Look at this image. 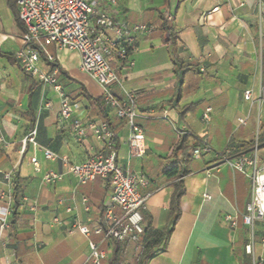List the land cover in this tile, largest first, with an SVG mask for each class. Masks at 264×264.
I'll list each match as a JSON object with an SVG mask.
<instances>
[{"label":"crops","instance_id":"0c3cea01","mask_svg":"<svg viewBox=\"0 0 264 264\" xmlns=\"http://www.w3.org/2000/svg\"><path fill=\"white\" fill-rule=\"evenodd\" d=\"M15 2L0 0V126L10 142L8 150L0 145V192L7 194L0 198V224L6 210H10L9 223L13 220L15 192L19 207L14 226L0 242V264H94L89 257L90 241L106 254L101 264H111L112 240L94 231L102 224L108 183L97 179L79 184L66 174L55 185L44 184V173L63 172V164L47 160L39 149L36 156L41 170L37 171L30 162L34 155L31 145L21 152L23 139L35 127L42 148L65 155L72 163H83L106 153L107 148L93 135L78 140L72 120L61 118L57 91L27 75L14 57L23 46L24 30L8 9L13 4L18 11ZM260 2L118 0L119 5L110 8L117 9L130 23L155 26L150 34L139 36L133 54L135 64L124 72L126 88L137 95L136 121L143 129L146 148L142 157L130 155L131 130L125 120L104 106L103 87L81 70V54L49 46L61 69L59 83L81 104L74 116L110 123L116 135L118 163L149 179L143 192L150 196L143 209L152 226L172 229L145 264H246L249 228L240 219L238 229L233 230L223 215L235 208L245 212L251 194L250 179L234 170L230 162L242 153L250 154L258 127L264 145ZM168 14L173 15L172 21H166ZM176 57L194 67L185 75L189 87L180 101ZM41 66L48 68L44 58ZM246 90H252L253 103L245 100ZM113 92L118 97L124 95L118 87ZM186 106L190 109L183 113ZM207 107L212 108L210 123L202 120ZM248 115V124L239 126L238 117ZM175 126L186 128L190 144L207 141L212 151L193 157L191 172L184 177L185 193L178 210L173 211L175 177H168L165 170L177 160L174 147L179 136ZM261 150L264 157V146ZM12 170L10 189L4 173ZM205 194L211 199L206 200ZM32 203L37 205L34 211L30 209ZM82 225L90 228V235L79 230ZM255 230L253 260L264 264V224L258 222Z\"/></svg>","mask_w":264,"mask_h":264},{"label":"built area","instance_id":"2783aa9c","mask_svg":"<svg viewBox=\"0 0 264 264\" xmlns=\"http://www.w3.org/2000/svg\"><path fill=\"white\" fill-rule=\"evenodd\" d=\"M19 18L24 24L22 34L23 46L16 51L15 58L23 71L37 79L44 85L52 86L60 97V115L64 120H72L75 137L84 140L93 135L104 142L106 153L96 154L83 163H72L65 155H60L48 148H42L37 140L35 127L24 139L22 153L26 145L30 144L34 155L30 162L37 171L41 170L36 151L43 150L49 161H60L64 166L63 172L49 170L44 173L42 183L55 185L66 174L74 176L79 184H88L97 179L109 183V193L104 202V219L106 230L102 225L95 227V233L103 234L105 238H114L120 241L135 243L143 232L141 225V209L150 196L143 189L149 184L145 174L125 169L118 163V151L115 141V132L106 120H82L74 114L81 108L80 102L74 100L59 83L60 67L52 65L56 61L49 46L58 49L78 51L81 54L80 68L89 73L103 87L102 102L111 109L115 116L125 120L131 130L129 138L130 155L142 157L145 154V136L143 129L137 124L139 116L137 95L126 88L124 72L135 64L133 54L136 51L139 36L150 34L155 26L147 23H130L116 8L118 0H16ZM168 14V21L173 20ZM47 62L48 68L41 66V61ZM118 87L123 97L114 94L113 88ZM244 98L253 103L252 90L244 92ZM212 108L207 107L202 120L210 123ZM167 116V112H165ZM249 115L238 117V125L246 126ZM180 137L187 133L185 127H176ZM0 145L3 149L10 148V142L4 136L0 126ZM263 142L259 127L250 149V154L242 153L230 162L234 170L245 174L251 181L250 200L246 211L235 208L232 212L223 215L224 221L233 230L238 229L240 219L249 228L251 243L245 246L248 254H254L255 227L258 222L264 224V157L261 155ZM212 151L211 145L203 141L193 147L191 154L199 158L204 153ZM13 170L4 173L6 184L11 189ZM7 195L0 192V198ZM206 200L211 199L209 194L204 195ZM87 202V199H84ZM36 203L30 209L36 210ZM67 211H71L68 208ZM10 210H6L0 224V242L10 227ZM57 221V219H55ZM86 235L91 231L87 225L78 226ZM90 259L94 264H101L106 256L99 249V244L90 241Z\"/></svg>","mask_w":264,"mask_h":264},{"label":"trees","instance_id":"16d2710c","mask_svg":"<svg viewBox=\"0 0 264 264\" xmlns=\"http://www.w3.org/2000/svg\"><path fill=\"white\" fill-rule=\"evenodd\" d=\"M11 6L14 8L15 21L21 28H24L25 30L24 24L19 18L18 11L15 9V5L12 4ZM166 21L169 22L167 18ZM175 63L177 66L176 73L179 78L178 85H179V89L181 90V95L179 96L178 99V101H180L183 91H185L189 87L185 75L188 72L193 71L194 67L191 65H185L177 57L175 58ZM51 64L58 65L57 61ZM189 109L190 107L186 106L183 113H186ZM189 136L190 135L186 133L179 137V141L174 147V152L176 154L177 160L172 162L165 170L168 177L170 178L175 177L174 178L175 181L173 182L175 191L172 198V206H171L173 211L178 210L179 204L181 202V198L185 193L184 177L191 172V170L189 169V164L193 159L191 151L193 147L199 145L198 141L195 142L194 144H190ZM14 199L15 201L12 212L13 220L10 223L11 227L14 226L15 224L14 218L17 215V209L19 207V200L16 198V192L14 193ZM141 216H142L141 225L143 228V232L138 236V239L135 242V246H132L133 244H131L128 241H120L114 238H110L114 244L113 254L112 257L110 258L111 264H145L146 260L155 252L156 247L159 246L163 242V240H165L170 235L172 230L171 228H167V229L154 228L149 220L148 214L144 209H141ZM101 225L106 230V222L104 219V205H103V217H102Z\"/></svg>","mask_w":264,"mask_h":264},{"label":"rangeland","instance_id":"374dc122","mask_svg":"<svg viewBox=\"0 0 264 264\" xmlns=\"http://www.w3.org/2000/svg\"><path fill=\"white\" fill-rule=\"evenodd\" d=\"M260 5H261V8H262V16H263V26H262V28H263V44H264V0H261V2H260ZM8 9L10 10V12H11V14L13 15L14 14V8L12 7V6H9L8 7ZM262 99L264 100V86H263V88H262ZM254 116H255V113L254 112H252L251 113V119L252 118H254ZM250 119V120H251ZM253 120V119H252ZM251 120V121H252ZM256 136V135H255ZM255 235H256V230H255ZM249 243H251L252 242V240H251V235H249ZM255 243H256V237L254 238V241H253V244L255 245ZM133 245L132 246H135V243H132ZM246 257H245V263L246 264H255V262H254V258L256 257L254 254H250V255H245Z\"/></svg>","mask_w":264,"mask_h":264}]
</instances>
